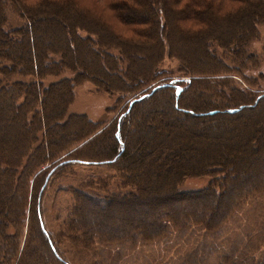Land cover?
I'll return each instance as SVG.
<instances>
[{
    "label": "trees",
    "instance_id": "16d2710c",
    "mask_svg": "<svg viewBox=\"0 0 264 264\" xmlns=\"http://www.w3.org/2000/svg\"><path fill=\"white\" fill-rule=\"evenodd\" d=\"M7 11L20 19L18 26H9ZM263 22L264 0H0V245L5 252L10 245L6 258L18 235L11 230L25 215V193L35 183L33 233L42 244L25 241L17 264H69L44 226L39 201L50 177L75 164L107 165L127 174L126 184L135 182V192L80 193L63 225L74 250L99 257L121 255L126 244L167 248L198 231L216 233L263 194L264 92L229 113L235 108L210 100L181 103L202 78L164 80L142 90L99 132L86 116L68 114L76 81L44 84L68 69L111 94L129 92L126 84L139 91L160 78L149 74L165 53L185 63L189 75L202 76L195 63L214 61L218 48L238 55ZM195 52L206 62H193ZM146 116L137 130L130 124ZM76 122L87 128L72 131ZM151 122L157 130L145 128ZM203 175L211 177L208 187L178 190L185 178ZM105 243L115 244L108 253ZM238 250L223 254L219 264H264L247 254L235 258Z\"/></svg>",
    "mask_w": 264,
    "mask_h": 264
},
{
    "label": "rangeland",
    "instance_id": "374dc122",
    "mask_svg": "<svg viewBox=\"0 0 264 264\" xmlns=\"http://www.w3.org/2000/svg\"><path fill=\"white\" fill-rule=\"evenodd\" d=\"M7 15L9 26L20 24V19L12 12L7 11ZM254 33L251 38L248 37L247 39L248 47H242L243 51L238 55L234 54V48L228 50L218 48L215 51L216 59L214 61L210 60L207 63H199V65L195 63L194 65L197 66L195 70L205 74L202 76L189 75L188 69L184 66L185 63L165 53L159 65L154 68L151 67L149 74L157 73L160 78L157 80L155 78L154 82L139 91H136V87L126 84L123 86H127L129 92L111 94L97 87L95 82L79 77L75 78V73L68 69H64L58 76L45 78L44 84L47 85L51 81L62 78L76 81L77 84L73 89L74 96L68 107V114L86 116L87 120L97 124L96 129L99 132L111 128L127 108L129 101L139 95L142 90L144 91L164 80L203 79L202 82L197 83L182 95V104L187 101V98H193L199 104H203L204 100H210L225 107L236 108L240 104L252 102L258 94L264 92V22L257 25ZM195 54L191 57L193 62H206L204 57ZM190 105L193 106V104ZM205 108L210 109L209 106ZM157 110L159 112L156 116H162L161 108ZM145 121H147V116L144 117L143 122L137 120L136 123L132 121L130 124H133L132 127L135 126L136 129H134L137 130L138 126L142 127L145 124ZM144 126L148 130H150L148 127L158 129V126L153 122ZM86 128L82 122H76L71 130L81 133L82 129ZM79 146L77 145V147ZM51 164L53 162L42 166L40 171L51 166ZM40 171L38 170L37 173ZM37 173L32 177L31 187ZM129 179L127 174H122V172H118L107 165L81 164L63 168L50 177L44 192L40 195L39 209L47 232L66 262L69 264H219L221 256L226 252L229 253L234 247L239 248L238 252L235 253L237 255L235 258L240 257L242 259L247 254L248 257L253 256L255 260L264 259V234H262L264 231V193L251 197L239 209L238 213L223 225L220 231L213 234L198 231L188 239V242L174 246L169 244L168 249L160 244V246L154 247L137 244V247L130 249L132 245L126 244L123 248L128 249H124L121 255L102 254L101 257L97 255L96 251L80 253L74 250L63 231V225L74 213L80 193L84 192L99 198L111 196V193L114 192L127 193L132 190L135 192L136 188L133 186L135 182L126 184ZM210 183L211 177L206 175L189 177L180 183L178 190L194 192L208 187ZM36 189L34 183L33 190L25 193V215L21 220V226L17 227L14 232L13 229L11 230L12 233L18 235L14 238V243L10 242L11 251L7 258L5 255L9 252L10 245L7 252L1 249L0 245V264H17L25 241H28L30 246L35 248L42 244L38 242V238L33 233V229H36L38 224L33 212L39 197ZM36 197L37 201L35 200ZM114 214L115 212L112 215ZM116 216L118 215L115 214L112 217ZM65 228L67 229V227ZM258 232L261 236H258ZM105 245L104 251L108 253L115 244L105 243ZM40 254L41 256L44 255L43 249H41ZM42 264L63 263L55 259H47Z\"/></svg>",
    "mask_w": 264,
    "mask_h": 264
},
{
    "label": "water",
    "instance_id": "95a60500",
    "mask_svg": "<svg viewBox=\"0 0 264 264\" xmlns=\"http://www.w3.org/2000/svg\"><path fill=\"white\" fill-rule=\"evenodd\" d=\"M239 109H241V107H240V108H235V109H230V110H228V112H229V113H235V112H237Z\"/></svg>",
    "mask_w": 264,
    "mask_h": 264
}]
</instances>
